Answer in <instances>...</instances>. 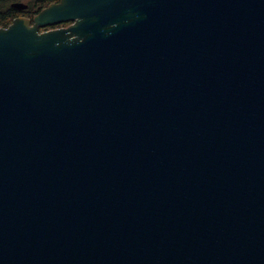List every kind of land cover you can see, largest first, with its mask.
Masks as SVG:
<instances>
[{
	"label": "water",
	"instance_id": "1",
	"mask_svg": "<svg viewBox=\"0 0 264 264\" xmlns=\"http://www.w3.org/2000/svg\"><path fill=\"white\" fill-rule=\"evenodd\" d=\"M0 264H264V0L0 27Z\"/></svg>",
	"mask_w": 264,
	"mask_h": 264
},
{
	"label": "trees",
	"instance_id": "2",
	"mask_svg": "<svg viewBox=\"0 0 264 264\" xmlns=\"http://www.w3.org/2000/svg\"><path fill=\"white\" fill-rule=\"evenodd\" d=\"M9 1H13V0H0V27H7L12 22V20L18 15L15 10L10 8L9 5L4 6L3 3H8ZM50 1H57V0H42L37 4L30 5L28 10L33 12H38L41 9H43ZM28 14L31 15V13ZM61 25H66V24H61Z\"/></svg>",
	"mask_w": 264,
	"mask_h": 264
},
{
	"label": "flooded vegetation",
	"instance_id": "3",
	"mask_svg": "<svg viewBox=\"0 0 264 264\" xmlns=\"http://www.w3.org/2000/svg\"><path fill=\"white\" fill-rule=\"evenodd\" d=\"M34 1V4H37V3H39V2H41L42 0H33ZM59 0H57V1H50L45 7H47L48 5H50V4H53V3H57ZM14 3H22V4H24L25 5V8L24 9H17V8H14V7H12V4H14ZM8 5L10 6V8H12L13 10H15L16 11V13L18 14L16 17H25V18H29V19H32L36 14H38L40 11H38V12H33V11H29L28 9H29V4L28 3H24V2H21V0H13V1H9V3H8ZM44 7V8H45ZM27 13V14H26ZM28 13H32L33 14V16H32V14L30 15V14H28ZM15 17V18H16ZM31 17V18H30ZM66 26V25H65ZM52 28H56V26L55 27H46V28H44V29H41L40 31H44V30H49V29H52Z\"/></svg>",
	"mask_w": 264,
	"mask_h": 264
},
{
	"label": "rangeland",
	"instance_id": "4",
	"mask_svg": "<svg viewBox=\"0 0 264 264\" xmlns=\"http://www.w3.org/2000/svg\"><path fill=\"white\" fill-rule=\"evenodd\" d=\"M21 2H24V3H28L29 5H33L34 4V1L33 0H21ZM9 3V2H8ZM8 3H3L4 4V6L5 5H8ZM32 14V13H31ZM32 16H33V14H32ZM31 18V17H30ZM63 26H65V25H60V26H56V27H63Z\"/></svg>",
	"mask_w": 264,
	"mask_h": 264
}]
</instances>
